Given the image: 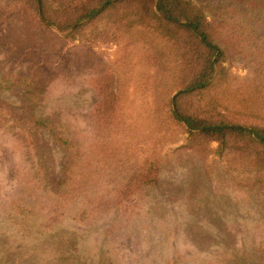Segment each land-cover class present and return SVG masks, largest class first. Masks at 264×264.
<instances>
[{"label":"rangeland","instance_id":"374dc122","mask_svg":"<svg viewBox=\"0 0 264 264\" xmlns=\"http://www.w3.org/2000/svg\"><path fill=\"white\" fill-rule=\"evenodd\" d=\"M191 2L220 30L219 40L232 25H242L244 39L239 48L221 43L226 52L222 66L227 80L235 85L228 89L233 98L238 97L235 109L254 115L234 119L262 122L264 72H255L253 54L264 52V0ZM89 19L61 32L36 20L31 0H0V109L6 113L9 109L0 114V123H6L4 115L14 129L29 118L65 123L84 153L85 172L91 176L98 171L99 185L117 189L123 179L117 174L107 177L113 161L93 156L90 148L94 85L102 75L115 73L120 79L116 116L131 132L148 134L155 109L149 78L156 72L139 64L140 45L88 43L83 36H68ZM110 67L117 72H106ZM211 95L218 97L216 90ZM233 113L239 115L234 109ZM159 128L151 160L160 174L143 194L145 204L136 221L122 223L111 214L87 220L80 215L86 207L81 199L68 218L45 227L34 212L39 199L35 197L31 203L26 201L31 211L26 212L23 226L0 213V264H227L228 256L237 251L243 254L264 247V188L238 189L236 172L216 141H209L203 152L197 138L188 141L189 133L173 126L165 129L160 123ZM15 132L10 126L0 127V208L3 202L17 203L23 191L28 193L22 181L27 173L30 178L36 172L32 162L39 160L45 170V186L60 178L65 162L63 149L49 129H35L34 151L26 154L28 160L22 150L25 134ZM122 142L127 144L119 139L113 147ZM262 258L246 264H264ZM242 260L233 264H245Z\"/></svg>","mask_w":264,"mask_h":264},{"label":"trees","instance_id":"16d2710c","mask_svg":"<svg viewBox=\"0 0 264 264\" xmlns=\"http://www.w3.org/2000/svg\"><path fill=\"white\" fill-rule=\"evenodd\" d=\"M31 2L36 20L48 28H52V24L61 32L90 17L68 34L72 39L78 35L81 38L83 36L82 40L88 43L105 44L112 41L123 42L125 47L140 45L139 64L153 68V72H156L149 78L155 109L152 111L153 127L148 134L131 132L120 123L114 112L120 102L117 89L119 77L115 73H106L95 82L96 101L90 110L93 118L90 148L93 156L113 161L107 177L117 174L123 179L124 183L118 184L117 189L99 185L96 181L98 171L94 170L91 176L85 172L84 153L74 143L73 132L65 123H48L29 118L24 124H15V130L8 116L3 114L6 123H0L1 128L10 126L12 131L25 134L23 155L31 154V149L34 151L35 129L46 128L63 149L65 156L60 178L46 186L44 182L47 177L40 161L31 163L36 172L33 176L29 174L32 176L30 178L27 173L22 181L28 193L23 191L24 197L17 203L3 202L0 208L1 214L13 218L14 225L23 226L26 212L30 210V204L26 201L31 203L36 200L35 197L39 199L34 212L40 214L45 227L50 226L47 225L49 222L54 225L59 218H68L71 207L81 199L86 201V207L81 210L80 215L87 220L98 214H111L116 215V220L122 223L126 219L136 221L140 216V207L145 204L143 194L158 182L160 174L151 160V155L156 150L155 131L161 130L159 123L165 124V129L173 126L181 132L189 133V142L197 138V145H202L203 152L209 141H216L223 156H227L230 169L236 172L235 186L238 189L264 188V120L257 122L234 119H246L247 115H254L235 109L238 97L233 98L234 93L228 90L235 85L227 80V72L222 66L226 52L221 43L223 41L226 47L239 48L244 39L242 25H232L228 29V35L219 40L222 37L220 30L207 22L202 9L191 0ZM263 55L261 50L253 54L255 72H264ZM106 72L117 71L110 67ZM212 90L217 91V98L211 95ZM175 92L179 93L174 95ZM242 101L243 104L246 99L242 97ZM233 109L238 116L233 113ZM6 110L8 113L9 109ZM2 113L7 114L0 109V114ZM119 139H126L127 144L122 142L119 147H113L114 142ZM93 146L97 147L94 149ZM25 158L28 160L29 156L26 155ZM136 195L139 196L136 198ZM20 204L22 206L19 211ZM10 205L14 206L13 210L7 208ZM77 216L78 213L73 219H77ZM235 254L228 256L227 264L239 261L240 257L245 264L259 261L263 257L262 261L264 247L246 250L243 254L237 251Z\"/></svg>","mask_w":264,"mask_h":264}]
</instances>
